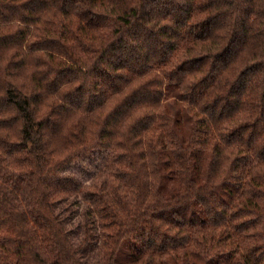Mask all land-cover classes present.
Returning <instances> with one entry per match:
<instances>
[{
    "label": "trees",
    "instance_id": "trees-1",
    "mask_svg": "<svg viewBox=\"0 0 264 264\" xmlns=\"http://www.w3.org/2000/svg\"><path fill=\"white\" fill-rule=\"evenodd\" d=\"M0 264H264V0H0Z\"/></svg>",
    "mask_w": 264,
    "mask_h": 264
},
{
    "label": "rangeland",
    "instance_id": "rangeland-1",
    "mask_svg": "<svg viewBox=\"0 0 264 264\" xmlns=\"http://www.w3.org/2000/svg\"><path fill=\"white\" fill-rule=\"evenodd\" d=\"M71 169L70 170H72V171H74V172H77V174H81V173H79L80 171H78V169L77 168H75V167H70Z\"/></svg>",
    "mask_w": 264,
    "mask_h": 264
}]
</instances>
